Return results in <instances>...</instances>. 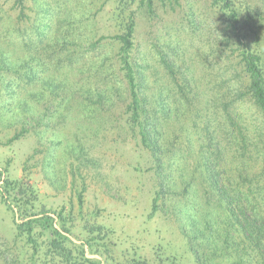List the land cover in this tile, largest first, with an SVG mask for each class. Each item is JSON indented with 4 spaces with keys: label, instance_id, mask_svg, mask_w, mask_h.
<instances>
[{
    "label": "rangeland",
    "instance_id": "rangeland-1",
    "mask_svg": "<svg viewBox=\"0 0 264 264\" xmlns=\"http://www.w3.org/2000/svg\"><path fill=\"white\" fill-rule=\"evenodd\" d=\"M120 1L23 0L25 16L20 18L16 0H0V59L6 57L11 67L9 73L0 74V171L32 187L38 206L52 212L64 210L72 220L71 238L78 245L90 236L91 227L103 225L116 245L113 248L134 251L150 264H195L182 232L183 227L189 228L185 214L190 206L178 173L174 174L178 191L173 199L149 218L161 187L154 159L127 124L129 93L115 39L120 31L116 16ZM142 1L129 6L137 25L132 57L150 94L158 87L177 91L161 54L171 59L177 81L190 83L191 93L198 89L213 97L209 105L214 110L233 100L229 99L231 89L246 93L238 46L232 37L227 45L225 24L212 0H154L153 14ZM245 1L264 17V0ZM260 23L259 41L264 45V18ZM37 29L50 40L39 43ZM58 29L56 43L52 39ZM66 33L83 35L84 52L72 47L78 50L76 63L57 68L51 59L63 47V38L70 36ZM91 43H96L93 49ZM31 58L39 79L27 85L13 72L23 73ZM104 59L105 70L118 77L110 86L117 85L118 79L122 82L110 92L111 101L101 104L96 93L103 88L105 71L98 74V69ZM40 62L43 66L38 68ZM197 106L180 107V117L165 126V141L191 154L181 174L187 180L204 143ZM14 235L12 215L0 197V264Z\"/></svg>",
    "mask_w": 264,
    "mask_h": 264
},
{
    "label": "trees",
    "instance_id": "trees-1",
    "mask_svg": "<svg viewBox=\"0 0 264 264\" xmlns=\"http://www.w3.org/2000/svg\"><path fill=\"white\" fill-rule=\"evenodd\" d=\"M135 1H120L116 9L120 31L115 39L120 45L121 76L129 93L125 110L127 124L154 159L161 187L155 193L149 218H154L161 206L173 199L178 191L174 174L178 173L181 185L185 184L186 205L190 206L189 213L185 214L190 221L189 228L183 227L182 232L195 264H264V45L259 41L263 26L260 20L264 17L245 0H212L220 21L225 24L227 45L232 37L238 46L239 65L246 76V93L242 95L239 90L231 89L229 99L233 97V100L223 104L221 110H214L209 105L213 97H206L207 94L198 89L191 93L190 83H179L171 59L161 53H158L161 62L173 78L177 91L158 87L150 94L132 57L137 25L129 6ZM16 4L20 8L19 17L23 18V0H16ZM145 4L153 14L154 0H143L142 5ZM123 15L128 16L127 19H122ZM36 31L39 43L43 44L46 38L50 40L44 31ZM59 32L58 29L53 42H59ZM66 34L70 36L63 38V47L55 51V58L51 59L57 68L65 67L66 62L74 65L75 53L82 51L86 42L81 34ZM69 43L71 47H66ZM95 44L91 43V48ZM82 52L80 54L84 55ZM6 60V57L0 59L3 75L11 71ZM106 60L98 69V74L105 71L101 80L103 88L96 93L101 104L111 101L110 92L122 82L118 79L117 85L110 86L114 84L113 78L118 77H114L110 69L105 70ZM34 61L35 58H31L26 62L23 73L13 72L27 85L39 79L36 66L31 65ZM91 90L86 93L90 95ZM193 103L194 107L198 105L204 143L199 152L194 151L198 157L194 160V172L187 180L181 174L191 154H184L165 141V126L169 120L180 117V107ZM6 172L0 171V197L12 215L15 235L3 264H150L134 251L113 248L112 245H116L103 225L91 227L86 241L76 244L71 238L72 220L67 219L64 210L52 212L38 206L36 191L19 179H11ZM79 202L82 207L81 195Z\"/></svg>",
    "mask_w": 264,
    "mask_h": 264
}]
</instances>
